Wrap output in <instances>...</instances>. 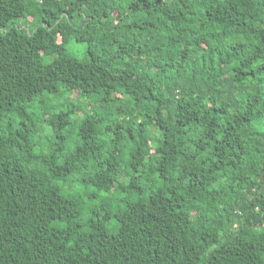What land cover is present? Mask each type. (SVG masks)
Wrapping results in <instances>:
<instances>
[{
    "label": "trees",
    "instance_id": "16d2710c",
    "mask_svg": "<svg viewBox=\"0 0 264 264\" xmlns=\"http://www.w3.org/2000/svg\"><path fill=\"white\" fill-rule=\"evenodd\" d=\"M0 264H264V0H0Z\"/></svg>",
    "mask_w": 264,
    "mask_h": 264
},
{
    "label": "rangeland",
    "instance_id": "374dc122",
    "mask_svg": "<svg viewBox=\"0 0 264 264\" xmlns=\"http://www.w3.org/2000/svg\"><path fill=\"white\" fill-rule=\"evenodd\" d=\"M72 46H74V45H72ZM149 147H151V143H150ZM103 196H105V195H103Z\"/></svg>",
    "mask_w": 264,
    "mask_h": 264
}]
</instances>
